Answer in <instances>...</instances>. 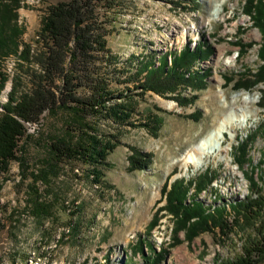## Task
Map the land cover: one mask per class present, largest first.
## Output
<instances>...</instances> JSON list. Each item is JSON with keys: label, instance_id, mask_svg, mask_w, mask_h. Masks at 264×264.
<instances>
[{"label": "rangeland", "instance_id": "1", "mask_svg": "<svg viewBox=\"0 0 264 264\" xmlns=\"http://www.w3.org/2000/svg\"><path fill=\"white\" fill-rule=\"evenodd\" d=\"M61 1L64 0H24L19 9V23L24 27L20 41L35 43L48 7ZM219 1L129 0V10L119 16L116 30L107 36L109 47L121 61L153 52L156 57L170 50L180 52L187 45L194 48L205 41L213 52L198 67L200 71H210L207 85L184 91L188 98L196 96L194 103L187 106L180 105L172 95L153 91L138 99L140 114L132 120L145 119L146 114L162 117L160 131L156 133L145 126L125 128L119 135L121 144L108 157L109 169L102 184L87 179L84 167H67L56 191L65 197L71 212L60 210L54 222L37 220L30 212L27 198L31 173L46 155L45 139L63 131L64 115L45 112L39 123L27 124L28 133L20 141L18 152L24 165L13 161L9 170L0 174V264H143L139 250L142 240L153 243L157 251L168 249L164 264H213L217 254L232 258L242 253L244 238L251 230L243 231L235 224L226 235L214 229L193 240H188L182 230L174 246L175 218L166 210L157 214V224L148 229L158 208L166 203L162 188L167 178L170 183L181 179L191 182L189 197L198 193L206 206H227L245 199L251 191L247 177L252 170L248 163L240 166L236 162L239 141L250 143L251 164L260 167L255 172L264 190V108L259 105L264 86L260 83L248 91L234 86L238 79L256 73L262 64L258 56L262 35L243 12L246 0H224V6L215 14ZM254 32L257 37L251 36ZM248 43L255 44L240 53L239 44ZM16 62L10 56L0 63L1 71L9 74L0 93V111L12 88L18 69ZM226 77L233 81L228 82ZM29 86L24 79L22 89ZM116 87L123 88L124 84ZM240 92L254 95L256 103L247 109L253 116L246 126L235 121V129L225 134V145L230 142L229 163L212 161L200 169L192 165L185 169L177 159L228 114L220 108L224 94L227 104L236 101L242 105L244 96H238ZM193 113L196 118L189 117ZM134 148L151 155L153 161L148 169L129 170ZM202 180L206 188L198 192ZM40 189L45 192L46 188L40 184ZM229 222H233L232 218ZM72 223L75 227H70ZM161 239L159 246L156 241ZM144 249L150 251L145 246Z\"/></svg>", "mask_w": 264, "mask_h": 264}, {"label": "trees", "instance_id": "2", "mask_svg": "<svg viewBox=\"0 0 264 264\" xmlns=\"http://www.w3.org/2000/svg\"><path fill=\"white\" fill-rule=\"evenodd\" d=\"M23 1L0 0V63L14 56L18 66L8 100L0 111V174L7 172L13 161L24 165L18 152L20 141L28 133L27 124L39 123L45 112L64 115L63 131L45 139L46 155L31 173L27 198L37 220L54 222L60 210H69L65 197L56 191L65 169L84 167L87 179L104 183L108 157L121 144L119 135L125 128L145 126L158 133L164 124L163 118L154 114L133 121L140 114L138 99L153 91L172 95L182 106L193 104L196 96L188 98L183 93L188 88L198 90L207 85L210 71H200L198 64L207 61L213 51L203 41L194 48L187 45L180 52L170 50L158 57L153 52L122 62L109 47L107 36L116 30L119 16L129 10V0H64L51 5L42 18L35 43H23L20 38L24 27L19 23ZM243 12L262 35L258 49L262 64L256 73L234 84L237 89L248 91L260 83L264 86V0H246ZM254 44H239L240 53ZM8 79L9 74L0 68V93ZM24 79L30 83L26 89H22ZM226 80L233 81L232 77ZM121 84L123 88L116 87ZM259 105L264 108V88ZM189 117L196 118V113ZM235 159L240 166L248 163L252 170L247 177L251 191L245 199L227 206H206L198 193L189 197L191 182L181 179L170 183L167 178L162 188L166 203L158 208L148 229L157 224V214L166 210L175 218L174 246L182 230L188 240H193L214 229L226 235L235 224L243 231L251 230L244 238L242 253L232 258L217 254L213 264H264V190L255 172L260 167L251 164L249 142L239 141ZM152 161L151 155L134 148L129 170H146ZM205 188L202 180L196 190ZM69 225L75 227L73 223ZM140 243L143 264H164L167 248L157 251L153 243ZM144 246L150 251H145Z\"/></svg>", "mask_w": 264, "mask_h": 264}, {"label": "bare ground", "instance_id": "3", "mask_svg": "<svg viewBox=\"0 0 264 264\" xmlns=\"http://www.w3.org/2000/svg\"><path fill=\"white\" fill-rule=\"evenodd\" d=\"M220 4L215 11V14L219 13L220 7L224 6V0L219 1ZM257 33H252V37H257ZM220 48V47H219ZM221 50H218V55L222 53ZM218 56V58H219ZM221 92V90H218ZM224 93V92H222ZM244 98L241 100L242 105L239 106L236 104V101H233L230 104H227V97L224 94V104L220 105L222 112L228 113L224 118L216 121L213 124V127L208 130V132L199 138L195 143L191 144L190 147L177 159L178 162H181L182 166L187 169L192 165L195 169H200L202 167L208 166L212 161L215 162H228L229 159V144L225 145V134L230 129L234 130L235 121H240L241 127H245L246 122L249 121L250 116H253V112L247 111L248 108L252 107L256 103V98L254 95L249 93H238V96L242 95ZM234 109V113L232 112ZM234 117H239L234 118ZM234 136L230 137V140H233ZM229 140V141H230ZM160 246L162 244V239L156 241Z\"/></svg>", "mask_w": 264, "mask_h": 264}]
</instances>
